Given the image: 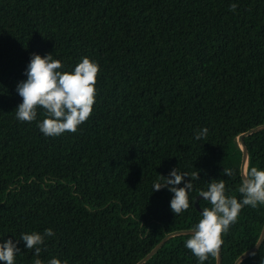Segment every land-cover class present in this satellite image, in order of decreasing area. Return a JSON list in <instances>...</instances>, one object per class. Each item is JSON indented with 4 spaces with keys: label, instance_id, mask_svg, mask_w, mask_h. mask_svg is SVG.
Listing matches in <instances>:
<instances>
[{
    "label": "trees",
    "instance_id": "trees-1",
    "mask_svg": "<svg viewBox=\"0 0 264 264\" xmlns=\"http://www.w3.org/2000/svg\"><path fill=\"white\" fill-rule=\"evenodd\" d=\"M32 54H52L62 71L98 62L94 110L76 133L45 136L42 108L32 122L16 118ZM260 126L264 0H0V243L19 240L15 264H137L166 234L192 230L212 180L242 200L239 136ZM244 144L245 173L264 170V129ZM174 168L184 182L199 173L179 215L168 187L153 190ZM263 224L264 205L244 206L222 234L221 264L252 249ZM46 229L55 234L37 257L20 238ZM189 238L143 264H200ZM239 264H264V240Z\"/></svg>",
    "mask_w": 264,
    "mask_h": 264
},
{
    "label": "clouds",
    "instance_id": "clouds-1",
    "mask_svg": "<svg viewBox=\"0 0 264 264\" xmlns=\"http://www.w3.org/2000/svg\"><path fill=\"white\" fill-rule=\"evenodd\" d=\"M236 4L230 6L235 11ZM60 60L53 59L52 54L41 56L32 54L27 65L26 80L17 85V93L22 98V103L16 108V118L22 122L36 120L37 109L44 110V119L38 124V128L45 136H59L65 132L76 133L81 124L92 115L97 94L96 84L100 73L98 62L84 56L74 67L73 71H62ZM207 128L201 129L196 134V139L206 137ZM224 174L231 176V170H224ZM187 174H179L174 168L168 178L160 176L164 183L156 182L154 191L168 187L173 193L170 201V209L175 215L188 210L190 207L189 191L193 185V179H199L198 171L193 172L191 181L184 182ZM183 187H179L181 183ZM242 194V200L226 194V185L223 179L212 180L206 191H201L200 196L208 200L211 207L202 210V218L193 225L190 238L185 247L198 258L200 264L208 259L209 255L216 257L223 244L222 234L226 233L230 226L238 220L239 213L244 206L256 208L264 205V170L250 167L245 173L241 186L238 189ZM51 229H46L43 234L38 232L24 233L20 240L25 243L27 249H35L39 257L40 247L46 236H53ZM19 240L14 243L11 239L0 243V261L4 264H15V257L20 249L17 247ZM34 264H43L37 258ZM48 264H68L67 260L53 258Z\"/></svg>",
    "mask_w": 264,
    "mask_h": 264
},
{
    "label": "water",
    "instance_id": "water-1",
    "mask_svg": "<svg viewBox=\"0 0 264 264\" xmlns=\"http://www.w3.org/2000/svg\"><path fill=\"white\" fill-rule=\"evenodd\" d=\"M261 129H264V126H260V127H255L253 129H250L248 130L247 132L241 134L239 136V146H240V149H241V162H240V173H241V178L243 179L244 175H245V165H246V160H247V153H246V148H245V144H244V137L246 135H249L251 133H254L256 131H259ZM198 198H202L201 196H199ZM198 198L195 200L194 202V206L195 208L200 212L202 213V209L198 206ZM188 233H191V231H176V232H171V233H168L166 234L161 240L160 242L144 257L142 258L137 264H143L146 260H148L152 255H154L157 250L159 248H161L166 242L167 240H169L170 238H173L175 236H178V235H183V234H188ZM264 240V224H263V227H262V230H261V234H260V237L256 243V245L246 251L245 253H243L237 260L234 264H239L240 261L242 259H244L246 256L254 253L256 250H258V248L260 247V245L262 244ZM216 264H221V250H219V253L217 255V259H216Z\"/></svg>",
    "mask_w": 264,
    "mask_h": 264
}]
</instances>
